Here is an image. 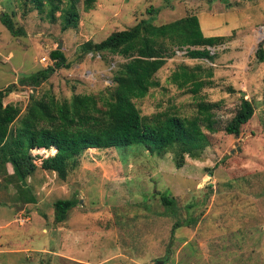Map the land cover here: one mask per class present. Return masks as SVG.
<instances>
[{"label":"rangeland","instance_id":"rangeland-1","mask_svg":"<svg viewBox=\"0 0 264 264\" xmlns=\"http://www.w3.org/2000/svg\"><path fill=\"white\" fill-rule=\"evenodd\" d=\"M77 27L61 30L46 13L25 11L18 0H0V14L15 12L14 36L0 21V88L53 66L49 52L59 42L68 67H55L37 87L20 86L4 103L23 114L30 94L58 101L74 93L107 95L115 71L127 61L110 53L81 54L86 40L99 42L141 19L162 24L189 14L206 36L226 38L211 48L212 61L191 59L176 50L156 72L159 85L135 103L142 115L195 114L198 101L219 102L205 119L222 128L239 97L254 113L237 136L208 134L199 159L151 155L143 144L85 150L65 180L36 165L24 183L0 172V264H264V0H96L85 11L78 3ZM58 15V13H56ZM200 66L211 83L196 94L171 80L178 66ZM232 88V89H230ZM233 90V91H231ZM243 91L244 95L240 92ZM161 194L176 201V212ZM76 198L68 219L56 222L54 201ZM18 207V209H16ZM178 218H196L171 234Z\"/></svg>","mask_w":264,"mask_h":264},{"label":"trees","instance_id":"trees-1","mask_svg":"<svg viewBox=\"0 0 264 264\" xmlns=\"http://www.w3.org/2000/svg\"><path fill=\"white\" fill-rule=\"evenodd\" d=\"M25 11L37 10L46 13L51 21L59 20L61 30L77 27L79 22L78 3L83 9L93 8L96 0H18ZM58 13V15H56ZM15 12L3 11L1 23L14 35L25 34L13 20ZM226 37L206 36L197 15L189 14L162 24L141 19L130 28L111 32L99 42L86 40L78 50L86 53H110L127 59L112 78L113 87L107 95L74 93L71 97L56 100L52 96L30 94L24 112L17 103H4L3 98L20 86L37 87L45 81L55 67H68L61 50L53 49L49 57L53 66H47L30 75L20 77L17 84L10 83L0 88V172H12V182L24 183L37 166L32 162L29 150L32 147L55 148L53 155L42 160L40 168L53 171L60 179L67 178L69 170L78 165L79 156L87 149L96 150L143 144L148 153L163 156L171 152L176 167L185 163V157L199 159L209 145L208 134L224 132L238 135L241 126L254 113L253 102L239 97L234 114L218 128L212 121L204 119L218 107L219 102L198 101L195 114L187 117L179 113H155L142 115L135 100L143 98L151 87L158 86L156 72L176 50L197 60L212 61L215 53L211 48ZM259 61L264 59L263 49L257 50ZM200 66H178L171 80L178 88H187L196 94L203 86L211 83L212 71L201 78ZM30 85V86H29ZM232 89V88H230ZM233 91V90H231ZM160 200L171 212H176V201L167 194ZM76 198H58L54 201V219L63 222L69 211L76 206ZM196 218H178L171 234L182 225H189Z\"/></svg>","mask_w":264,"mask_h":264},{"label":"built area","instance_id":"built-area-1","mask_svg":"<svg viewBox=\"0 0 264 264\" xmlns=\"http://www.w3.org/2000/svg\"><path fill=\"white\" fill-rule=\"evenodd\" d=\"M56 149L51 147L49 149L43 147H32L29 150V154L32 158V162L36 165H40L42 160L55 153Z\"/></svg>","mask_w":264,"mask_h":264},{"label":"water","instance_id":"water-1","mask_svg":"<svg viewBox=\"0 0 264 264\" xmlns=\"http://www.w3.org/2000/svg\"><path fill=\"white\" fill-rule=\"evenodd\" d=\"M60 48H61V44H60V42H59V44H58V46L55 48V49H57V50H60ZM242 95H244V92L243 91H241L240 92ZM235 136H237V135H235ZM16 209H18V207H16ZM168 262V257H163V258H158V259H155V261H154V263L153 264H166Z\"/></svg>","mask_w":264,"mask_h":264}]
</instances>
